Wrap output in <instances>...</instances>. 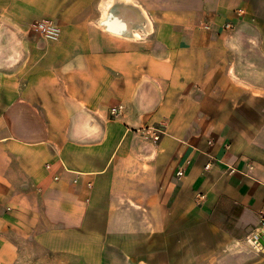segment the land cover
<instances>
[{
  "label": "crops",
  "instance_id": "obj_1",
  "mask_svg": "<svg viewBox=\"0 0 264 264\" xmlns=\"http://www.w3.org/2000/svg\"><path fill=\"white\" fill-rule=\"evenodd\" d=\"M263 219L264 0H0V264H264Z\"/></svg>",
  "mask_w": 264,
  "mask_h": 264
},
{
  "label": "built area",
  "instance_id": "obj_2",
  "mask_svg": "<svg viewBox=\"0 0 264 264\" xmlns=\"http://www.w3.org/2000/svg\"><path fill=\"white\" fill-rule=\"evenodd\" d=\"M232 28H233V26L230 25V24H228V25L225 26V29L226 30H231ZM34 31L37 32V33H39V34H41V35H43V36H45L47 39L53 40V41H55V40L58 39L59 32H60L57 27H55L53 25H50V24H47V23H39V24H36L34 26ZM121 111H122V108L121 107L120 108H117V109H114L112 111V115H118L119 113H121ZM207 168H209V166ZM178 175L179 176H182L183 173L182 172H179ZM263 221H264V219H263ZM263 235H264V230H261L256 235V237L253 239V241H252V244H253V246H254V248L256 250H261V249L264 248L263 245H262V243H261V239H262Z\"/></svg>",
  "mask_w": 264,
  "mask_h": 264
},
{
  "label": "water",
  "instance_id": "obj_3",
  "mask_svg": "<svg viewBox=\"0 0 264 264\" xmlns=\"http://www.w3.org/2000/svg\"><path fill=\"white\" fill-rule=\"evenodd\" d=\"M261 243H262V245H263V247H264V235H263V237H262V239H261Z\"/></svg>",
  "mask_w": 264,
  "mask_h": 264
}]
</instances>
